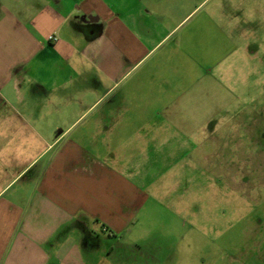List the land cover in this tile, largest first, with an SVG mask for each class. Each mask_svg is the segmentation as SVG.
Returning <instances> with one entry per match:
<instances>
[{
	"label": "crops",
	"instance_id": "0c3cea01",
	"mask_svg": "<svg viewBox=\"0 0 264 264\" xmlns=\"http://www.w3.org/2000/svg\"><path fill=\"white\" fill-rule=\"evenodd\" d=\"M204 1L0 0V264L181 238L183 174L264 102V10Z\"/></svg>",
	"mask_w": 264,
	"mask_h": 264
},
{
	"label": "rangeland",
	"instance_id": "374dc122",
	"mask_svg": "<svg viewBox=\"0 0 264 264\" xmlns=\"http://www.w3.org/2000/svg\"><path fill=\"white\" fill-rule=\"evenodd\" d=\"M213 5L236 14L264 10V0H205L202 7ZM260 27L263 36L264 22ZM257 105L245 112V126L225 121L204 141L209 154L199 170L183 174L180 190L188 203L196 199L197 217L188 211L181 238H160L164 251L150 252L152 260L133 250L137 264H264V102Z\"/></svg>",
	"mask_w": 264,
	"mask_h": 264
}]
</instances>
